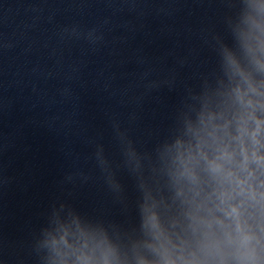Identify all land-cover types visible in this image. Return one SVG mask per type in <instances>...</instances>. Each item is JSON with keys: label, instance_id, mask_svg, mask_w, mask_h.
<instances>
[{"label": "clouds", "instance_id": "9594fccd", "mask_svg": "<svg viewBox=\"0 0 264 264\" xmlns=\"http://www.w3.org/2000/svg\"><path fill=\"white\" fill-rule=\"evenodd\" d=\"M250 8L237 32L248 68L227 52L229 87L164 150L185 222L165 225L146 202V238L130 253L59 224L47 241L52 264H264V0Z\"/></svg>", "mask_w": 264, "mask_h": 264}]
</instances>
